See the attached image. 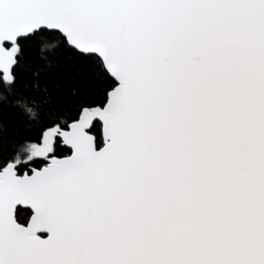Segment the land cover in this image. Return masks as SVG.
Masks as SVG:
<instances>
[{
	"label": "snow or ice",
	"instance_id": "snow-or-ice-1",
	"mask_svg": "<svg viewBox=\"0 0 264 264\" xmlns=\"http://www.w3.org/2000/svg\"><path fill=\"white\" fill-rule=\"evenodd\" d=\"M0 264H264V0H0Z\"/></svg>",
	"mask_w": 264,
	"mask_h": 264
}]
</instances>
